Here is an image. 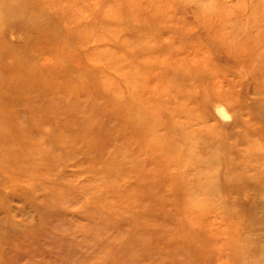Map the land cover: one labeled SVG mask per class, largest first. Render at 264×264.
I'll return each instance as SVG.
<instances>
[{
	"label": "rangeland",
	"instance_id": "rangeland-1",
	"mask_svg": "<svg viewBox=\"0 0 264 264\" xmlns=\"http://www.w3.org/2000/svg\"><path fill=\"white\" fill-rule=\"evenodd\" d=\"M0 264H264V0H0Z\"/></svg>",
	"mask_w": 264,
	"mask_h": 264
},
{
	"label": "bare ground",
	"instance_id": "bare-ground-1",
	"mask_svg": "<svg viewBox=\"0 0 264 264\" xmlns=\"http://www.w3.org/2000/svg\"><path fill=\"white\" fill-rule=\"evenodd\" d=\"M50 68H55V70L56 69H60V70H63L62 69V67L61 66H57L55 63H53V62H50L48 65H43L40 69L41 70H43V69H50ZM56 83V81H55V78L53 79V82H52V85L53 84H55ZM221 108V107H220ZM222 108H224V107H222ZM220 113V112H219ZM218 113V114H219ZM222 115V114H221ZM155 150H156V153H155V155H157V156H159L160 157V155L161 156H163V157H165V154H164V152H163V147H160L159 145H157L156 147H155Z\"/></svg>",
	"mask_w": 264,
	"mask_h": 264
}]
</instances>
